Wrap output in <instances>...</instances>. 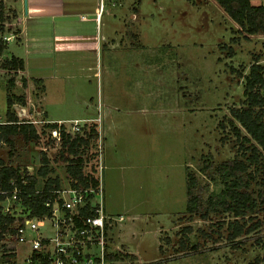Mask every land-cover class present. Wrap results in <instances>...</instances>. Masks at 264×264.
<instances>
[{
    "label": "rangeland",
    "instance_id": "rangeland-1",
    "mask_svg": "<svg viewBox=\"0 0 264 264\" xmlns=\"http://www.w3.org/2000/svg\"><path fill=\"white\" fill-rule=\"evenodd\" d=\"M127 2L120 16L124 26L118 34L126 55L114 59L116 73L102 82L109 104L104 107L106 114L97 105L86 116L99 128L105 209L114 217L122 215L112 226L110 241L141 260L164 264H264V202L259 198L257 211L238 219L249 216L247 223L259 220L260 225L238 237L236 245L227 238L225 222L233 218L230 214L209 213L201 218L184 212L185 173L195 176L204 199L209 191L221 187L210 178L215 175L214 167L237 152L239 141L227 121L230 108L240 106L244 98V80L236 71L246 74L256 57L264 63V34L244 38L239 25L215 0H140L143 18L133 14L137 1ZM1 12L2 31L7 34L9 15ZM136 59L141 67L131 65ZM3 62L0 59V120L5 119L4 94L12 93L13 74H18L3 67ZM89 79L79 84L80 94L96 98V78L90 75ZM21 84L19 79L16 85ZM46 84L52 82L46 80ZM30 100L23 105L35 115L38 107ZM87 108L92 110L90 105ZM49 109L70 120L83 119L86 114L82 103ZM92 150L88 144L89 162L93 161ZM43 155L49 177L63 176L72 157L66 146L36 137L24 141L16 134L12 146L0 142L2 160L25 173L38 170ZM206 162L211 166L203 171ZM256 168L250 165L247 169L253 175L249 187L254 195L260 187L256 182L264 178ZM0 223L5 226L1 231L0 225V264H20L23 251L17 256L9 247L8 229L16 221Z\"/></svg>",
    "mask_w": 264,
    "mask_h": 264
},
{
    "label": "crops",
    "instance_id": "crops-1",
    "mask_svg": "<svg viewBox=\"0 0 264 264\" xmlns=\"http://www.w3.org/2000/svg\"><path fill=\"white\" fill-rule=\"evenodd\" d=\"M1 1L3 12L9 15V19L5 21V25H8L5 26V31L8 29L7 32L12 33L13 37L3 42L0 59L19 58L22 61L21 68H8L18 73L13 74L15 80L25 81V84L16 85L18 81L14 80L12 93L22 95L25 103H29L32 99L43 115L51 121L70 120L52 112L49 108L53 105L60 106L63 103L69 105L72 102L75 106L82 103L86 108L83 118L92 115L91 112L97 105L101 110L105 106L108 108L109 104L103 95L102 82L107 76L116 73L114 59L126 55V49L120 47L118 34L120 28L124 26L120 18L125 9L124 3L128 4L129 1ZM135 1H137V11L132 13H137L139 18H143L138 7L140 0ZM250 2L259 4L264 0H250ZM132 13L130 16L133 15ZM127 61H124L125 68L128 65ZM131 65L135 68L141 67L137 59L133 60ZM2 71L3 69L0 68V72ZM90 75L96 78L94 81L96 98L90 93L80 94L79 84L82 81H90ZM80 76L83 79H80ZM33 79H40L42 89L35 90ZM46 80L51 81L52 84L47 86ZM14 88L17 90L14 91ZM87 88L88 85L85 86L84 91ZM48 98L52 101L49 99V102H46ZM87 105L93 109L89 110ZM104 112L106 114L105 108Z\"/></svg>",
    "mask_w": 264,
    "mask_h": 264
},
{
    "label": "trees",
    "instance_id": "trees-1",
    "mask_svg": "<svg viewBox=\"0 0 264 264\" xmlns=\"http://www.w3.org/2000/svg\"><path fill=\"white\" fill-rule=\"evenodd\" d=\"M223 9L228 17L239 25V29L244 32L243 37L246 38L251 34H264V2L253 4L250 0H215ZM2 2L0 1V31L4 30L2 20ZM4 41H0V51L4 45ZM256 57L249 65L248 72L244 75L236 71L239 76L243 77V100L238 107L230 108V116L227 118L228 124L233 135L239 141L237 152L228 159L221 161L214 167L215 175L210 178L221 184L217 190H211L203 199L200 192L201 187L197 186L198 182L195 176L185 173V207L184 212L190 217L191 214H197L201 218H207L209 213L224 212L230 214L233 218L226 220V228L229 230L227 238L236 245L240 240L238 237L246 235L260 225L259 220L247 223L251 218L248 216L245 220H239L246 214L257 211L258 201L264 202V178L256 182L260 187L255 195L249 187L251 177L253 176L247 171L250 165L257 167L264 175V92L262 91L264 84V63H259ZM13 69L21 68L22 61L19 58L11 57L4 60L3 67ZM35 85H40V79H33ZM25 84V81H23ZM15 101L24 104L22 95H14V93L6 92L5 94V112L4 120L8 123L0 124V142H6L10 146L14 143V137L19 134L24 141L37 137L36 129L32 124L18 122V117L13 109ZM53 125V124H50ZM222 125V124H221ZM241 129L244 133H241ZM96 137V130L90 125L87 138L83 140L86 145ZM75 140L62 141V146L67 145L68 152L75 153L73 150ZM81 140V139H79ZM246 143V144H245ZM71 164L66 166V170L74 176L81 178V159H69ZM74 162V163H73ZM47 160L42 156V165L34 173H25L24 179L26 184L20 183V170L18 166L4 162L0 157V188L11 189L9 179H14L17 186L22 191L21 212L28 216H36L41 213L48 212V208L43 205L45 197L44 191L53 184H57V176H46L49 169L46 166ZM211 163H204L202 170L205 171ZM43 177L45 179H43ZM42 179V180H40ZM41 189V191H36ZM1 198L4 195L0 196ZM204 202V205L202 204ZM264 209V207L262 208ZM21 218V217H19ZM11 216H6L7 221H11ZM3 221L0 216V222ZM1 225V231L5 226ZM185 231L189 232L190 227H185ZM238 239V240H237ZM180 247L183 250V242L180 241ZM193 247H196L194 245ZM14 264V263H12Z\"/></svg>",
    "mask_w": 264,
    "mask_h": 264
},
{
    "label": "built area",
    "instance_id": "built-area-1",
    "mask_svg": "<svg viewBox=\"0 0 264 264\" xmlns=\"http://www.w3.org/2000/svg\"><path fill=\"white\" fill-rule=\"evenodd\" d=\"M1 23L4 25V21ZM12 37V33L6 34L0 31V41H9ZM13 109L18 122L32 124L35 127L36 139L50 141L54 146H62V141L65 139L67 141L76 139L73 149L76 152H70L72 157L69 159L80 158L82 170L79 178L69 173L65 167L63 176H57V184L52 183V186L44 191L43 205L48 208V212L36 216L22 214L20 202L23 190L15 184L14 179L8 180L11 189L0 188V196L4 195L3 198L0 197V216L5 220L6 216L10 215L12 220L16 221L8 229L9 247L14 248L12 252L17 256L23 251L19 263L164 264L155 259L141 260L137 256L128 254L119 244L110 241L112 226L122 220V215L114 217L105 209L101 181L103 150L99 128L88 122L87 118H74L68 122L50 121L38 108L35 115H30L23 104L14 103ZM8 122L0 120V124ZM90 125L96 130V137L88 143L93 146L92 162H89V158L85 155L88 144L82 142L87 138ZM23 176L20 170L22 185L26 184ZM3 200L6 202H2Z\"/></svg>",
    "mask_w": 264,
    "mask_h": 264
},
{
    "label": "bare ground",
    "instance_id": "bare-ground-1",
    "mask_svg": "<svg viewBox=\"0 0 264 264\" xmlns=\"http://www.w3.org/2000/svg\"><path fill=\"white\" fill-rule=\"evenodd\" d=\"M5 42V41H4Z\"/></svg>",
    "mask_w": 264,
    "mask_h": 264
}]
</instances>
